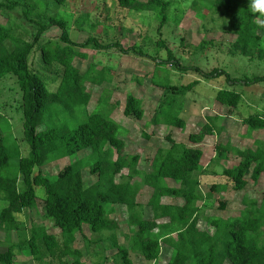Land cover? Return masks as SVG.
<instances>
[{
  "label": "trees",
  "instance_id": "obj_1",
  "mask_svg": "<svg viewBox=\"0 0 264 264\" xmlns=\"http://www.w3.org/2000/svg\"><path fill=\"white\" fill-rule=\"evenodd\" d=\"M6 1V3H4ZM67 0H53L57 6ZM122 9L135 12H153L158 18L157 33L168 20L169 0H116ZM194 4L207 12L218 14L223 30L235 35L230 45L231 54H240L250 60L264 61V17L253 13L251 0H194ZM8 10L23 7V17L36 31L31 40L18 36L12 26L0 23V83L8 75L16 78L21 91L23 140L28 153L21 148L9 123L0 113V200L7 204L0 211V230L18 229V215L36 207V187L44 189L42 207L59 236L47 227L32 224L27 238L0 250V264H13L15 252L27 248L33 259L43 262L48 257L72 258L70 264H82L81 253L72 247L77 233L86 226L98 234L104 249H113L121 264H132L129 249L137 251L144 260L157 264L162 245L171 249L166 264H264V192L260 202L249 201L243 218L208 216L207 228L199 227L201 207L198 202L210 198L215 191L243 190L248 184L246 176L257 183L264 172V141L253 139L254 147L237 148L229 142L215 145V159H226L235 153L239 161L222 171L225 183L213 184L204 194L200 177L205 173L201 164L203 150L198 146L209 135L223 130L220 117H209L197 132L190 133L186 144L170 139L167 148L159 147L151 161L152 170L137 168V155L125 153V140L121 125L111 117V108L101 99L92 112L87 111L91 94L86 84L101 85L110 79L94 66L81 73L73 64L76 57L86 58L76 48L92 46L95 49H116L124 54L148 57L156 62L150 82L163 90L152 122L175 129H184L181 117L186 94L193 91L199 80L185 85L173 84L165 64L183 72L202 73L196 65H182L165 45V59L150 57L136 46L124 48L119 41L101 42L88 37L77 43L70 37L69 17L66 15L35 14L33 5L21 0H2L0 7ZM44 8L46 4L42 5ZM61 30L58 41L39 44L41 36L50 28ZM9 44V45H8ZM39 51L41 71H34L31 61ZM43 71L52 72L47 76ZM54 73V75H53ZM225 75L229 87L221 88L215 100L222 106L236 108L242 93L233 89L237 83L245 86L264 82V75L251 78H231L228 73L214 68L205 77ZM160 75V76H159ZM56 83L51 90L50 84ZM123 114L141 120L144 116L142 101L131 92L125 97ZM246 136L264 131V116L258 113L242 119ZM80 155V156H79ZM64 158H74L55 175H46L43 167ZM94 178L86 184L83 170ZM125 169L141 177V182H130ZM171 180L174 184H169ZM21 184V185H20ZM141 186L153 192L146 206L137 201ZM180 199V204L163 203V198ZM123 210L129 230V247L121 245L117 231L120 224L115 218L116 207ZM145 208L150 217L144 216ZM107 259V257H105Z\"/></svg>",
  "mask_w": 264,
  "mask_h": 264
},
{
  "label": "rangeland",
  "instance_id": "obj_2",
  "mask_svg": "<svg viewBox=\"0 0 264 264\" xmlns=\"http://www.w3.org/2000/svg\"><path fill=\"white\" fill-rule=\"evenodd\" d=\"M2 0H0L1 2ZM25 5H33L35 14L66 15L69 17L70 37L77 43H82L88 37H97L101 42L119 41L124 48L139 47L150 57H167L164 48L157 46L158 40H163L170 49L175 59L182 65H196L202 73L181 72L172 67V63L165 64L166 70L175 85H185L193 80H199L198 85L186 94L184 108L181 117L185 121L184 129H175L163 125H155L152 120L155 109L160 101L163 90L150 82V76L156 62L148 57L134 54H124L116 49H95L92 46L76 49L87 57H76L73 64L84 73L90 65L94 66V72L103 70L105 77L110 79L101 85L87 83L86 89L91 94L87 111L92 112L101 99L106 100L108 106H112L111 117L121 125V135L125 140V153L139 157L137 168L143 172L152 170L151 161L159 147L167 148L170 139L191 146L188 140L190 133L197 132L209 117H220L223 130L220 134L209 135L198 146L204 154L201 160L205 173L200 177V188L204 194L210 191L213 184L225 183L222 171L239 161L235 153H229L226 159L216 160L215 145L229 142L237 148H253V139L264 141V131L246 136L245 125L242 119L258 113L264 116V82L245 86L237 83L233 89L242 93V100L236 108L222 106L215 100L217 91L229 87L225 81V75L205 77L204 74L214 68L224 70L231 78L242 79L256 75H264V61L250 60L240 54H231L230 45L235 35L222 28L223 20L218 14L209 13L203 7L194 4V0H169L168 20L157 33L158 18L153 12H135L122 9L116 0H67L63 5H55L53 0H21ZM6 3V1H4ZM46 4L44 8L42 5ZM23 7L8 10L0 7V23L12 26L18 36L31 40L36 28L23 17ZM61 34L60 28L54 26L46 31L39 44L48 40L58 41ZM9 45V44H8ZM264 47V36L262 40ZM32 69L41 71V56L37 51L33 55ZM47 76L52 72L43 71ZM54 75V73H53ZM160 76V75H159ZM54 90L56 83L50 84ZM132 93L142 101L144 116L141 120L134 117H126L123 114V105L128 93ZM21 91L16 78L8 75L0 83V113L9 123L12 132L21 148V155L26 156L28 148L23 140L22 110L20 107ZM80 156V155H79ZM74 158H64L54 161L43 167L46 175H55ZM130 182H141V177L130 170L123 171ZM83 178L86 184L94 181V178L83 170ZM248 184L243 190L235 191L230 186L221 191H215L210 198L198 202L201 207L199 227L207 228L205 218L208 216H220L222 218L245 216L244 210L249 201L260 202L264 192V172L257 183L246 176ZM174 184L171 180H166ZM21 185V184H20ZM153 189L149 186H141L137 195V201L146 206ZM36 207L21 215H18V229L14 231L0 230V250L12 243H18L29 236L32 224L47 227L49 232L58 238L59 230L54 229L51 220L44 215L42 197L44 189L36 187ZM164 203L178 204L180 199L163 198ZM6 202L0 200V211L6 206ZM148 208L144 210V216L150 217ZM115 218L120 224L117 237L121 245L129 247V230L126 226V217L123 210L116 207ZM264 231V227L262 228ZM98 234L92 233L88 227H83V233L76 234V240L72 244L74 249L81 253L82 264H121L119 256L113 249H104L101 242L96 241ZM163 247L162 258H170L171 250ZM13 264H70L72 258L61 259L48 257L43 262L33 259L27 248L15 252ZM107 257V259H105ZM129 257L132 264H149L134 250L129 249ZM159 264H164L162 259Z\"/></svg>",
  "mask_w": 264,
  "mask_h": 264
},
{
  "label": "clouds",
  "instance_id": "obj_3",
  "mask_svg": "<svg viewBox=\"0 0 264 264\" xmlns=\"http://www.w3.org/2000/svg\"><path fill=\"white\" fill-rule=\"evenodd\" d=\"M251 9L253 13L264 17V0H251Z\"/></svg>",
  "mask_w": 264,
  "mask_h": 264
},
{
  "label": "crops",
  "instance_id": "obj_4",
  "mask_svg": "<svg viewBox=\"0 0 264 264\" xmlns=\"http://www.w3.org/2000/svg\"><path fill=\"white\" fill-rule=\"evenodd\" d=\"M226 168V167H225ZM162 202H163V200H162ZM164 203V202H163ZM181 203V202H180ZM180 203H178V204H180ZM165 247H167L165 244H163ZM170 249V248H169ZM171 250V249H170ZM162 255H163V247H162V254H161V256H160V258L158 259V261H157V264H159L158 262H160L161 261V259H162V262L164 263V264H166V262L168 261V257L166 256V261H165V258H164V260H163V258H162ZM149 264H154V262H152V261H147Z\"/></svg>",
  "mask_w": 264,
  "mask_h": 264
}]
</instances>
